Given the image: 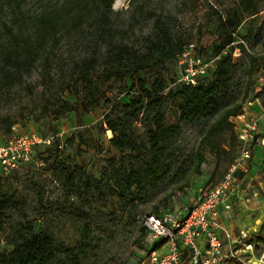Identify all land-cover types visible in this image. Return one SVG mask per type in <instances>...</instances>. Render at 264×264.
Returning <instances> with one entry per match:
<instances>
[{
  "label": "rangeland",
  "instance_id": "rangeland-1",
  "mask_svg": "<svg viewBox=\"0 0 264 264\" xmlns=\"http://www.w3.org/2000/svg\"><path fill=\"white\" fill-rule=\"evenodd\" d=\"M242 1L115 0L112 20L124 29L121 35L125 42L143 46L145 37L155 30L156 17L161 16L175 39L195 43L207 61L215 57L219 46L229 53L240 44L242 53L235 50V80L230 92L241 95L253 83L255 90L245 106L258 101L264 112L257 96L264 87V3L259 14L245 18L238 37L216 29V9L224 11ZM96 3L97 0H25L20 17L22 29L28 32L35 29L34 23L43 9L58 12L61 18L58 31L65 38L57 59L59 65L69 66L83 53L94 49L95 23L100 14ZM11 17L10 11L0 10V69L8 53L6 45L10 37L4 23L12 22ZM245 35L247 38H243ZM181 75L177 62H167L135 76L100 78L98 85L111 101L129 102L139 89L140 79L150 87L155 79L164 77L177 90L180 85L175 80ZM44 81L42 66L37 63L23 75L21 84L0 88L2 140L11 136L13 129L9 126L12 125L17 132L51 138L49 144L35 146L28 161L9 173L0 172V192H5L0 217V264H16L9 238L24 219L32 220L38 231L47 229L54 233L61 249L55 264H145L148 256L146 215L154 211L163 213L170 208L180 211L194 205L201 188L216 186L238 162L241 152L238 132L242 123L232 118L233 125L217 137V153L207 152L202 173H196V152L202 133L214 120L215 111L210 110L192 122H181L164 157L165 172L149 175L148 162L131 161L113 146V132L104 123L107 105L88 113L84 111L83 83L63 93L72 103V109L65 111L60 104L53 105L59 82L46 87ZM177 101L174 96L166 101L168 123L179 122ZM146 116H140L136 126L141 140L147 138ZM258 122L252 156L235 172V185L228 199L231 208L226 209L222 204L219 212L224 228L232 235L228 243H235L246 235L254 246L252 259L246 263L224 257L220 264H257L264 253V239L260 235L264 234V119L258 118ZM120 166H139L143 173L141 184L134 185L132 190L115 185L112 174ZM73 176L80 185L77 192L70 185ZM184 183L188 184L181 189Z\"/></svg>",
  "mask_w": 264,
  "mask_h": 264
},
{
  "label": "trees",
  "instance_id": "trees-1",
  "mask_svg": "<svg viewBox=\"0 0 264 264\" xmlns=\"http://www.w3.org/2000/svg\"><path fill=\"white\" fill-rule=\"evenodd\" d=\"M24 1L0 0V10H8L12 15V22L4 23L6 29L10 31V37L6 45L8 53L4 55L1 63L0 88H11L21 84L23 75L35 64L40 63L45 86L59 82L60 87L53 99V105L60 104L59 106L67 111L72 109V103L63 93L72 90L76 84L83 83L84 111L88 113L95 107L107 105L104 123L113 132L111 138L113 146L131 161L134 160L138 164L148 162L149 175L165 172L164 157L171 147L174 135L181 127V122H192L207 111L214 110V120L203 131L196 152L195 171L201 174L207 152L217 153L219 149L217 137L233 125L232 118L245 112V103L255 90L253 83H250L241 95L230 92L235 80L237 58L234 52L239 48L242 53L239 44L229 53H225L227 50L219 46L214 53L215 56H219L214 71L209 77H202L196 85L183 82L178 77L175 84L180 86L176 90L174 89L176 87L169 85L164 77L155 79L150 87L140 79L139 89L129 102L111 101L98 85L100 78L110 80L125 78L128 75L135 76L155 65L177 62L178 56L188 43L175 39L163 17L158 16L155 19V30L145 37L143 46L129 44L121 35L124 29L120 23L112 20V13H115L112 6L115 0H97V10L100 14L95 23L97 26L94 49L91 53H83L69 66L59 65L57 52L65 38V34L58 31L61 22L59 13L43 9L36 18L35 29L25 31L20 21ZM262 3L264 0H243L224 11L216 9V29L220 33L238 37V29L245 18L248 15L259 14L263 9ZM79 15L77 20L81 19ZM90 18L91 15L88 20ZM90 27L92 30L93 25ZM253 58L258 60L257 57ZM172 96L178 100L177 123L167 122L165 106L166 101ZM257 96L264 105V87ZM145 115H148L144 118L147 138L141 140L136 134V126L140 116ZM112 175L115 178V185L124 190H132L134 185L141 184L143 173L139 166L131 168L120 166L115 167ZM187 184L184 183L180 188L184 189ZM70 185L72 191H78L80 185L75 181V176L71 178ZM4 202L5 192H0V217L3 214ZM260 235L264 239V234ZM9 241L14 246L13 258L16 264H55L57 252L61 250L53 232L47 229L38 231L33 221L29 219L19 222L16 232L11 235ZM185 264H190L189 253Z\"/></svg>",
  "mask_w": 264,
  "mask_h": 264
},
{
  "label": "built area",
  "instance_id": "built-area-1",
  "mask_svg": "<svg viewBox=\"0 0 264 264\" xmlns=\"http://www.w3.org/2000/svg\"><path fill=\"white\" fill-rule=\"evenodd\" d=\"M238 54L241 50L238 48ZM236 51L234 56L236 57ZM219 56L210 61L204 53L198 52L195 43H189L178 56L181 69L179 80L196 85L202 77H209L216 67ZM12 134L7 140L0 138V172L9 173L22 162L28 161L35 146L49 144L50 137L38 133L17 132L11 126ZM259 122L246 119L238 132L241 152L238 162L216 186L199 190L198 201L177 211L174 208L163 213L149 212L144 221L148 256L145 264H185L188 253L190 264H220L224 257H232L243 262L251 261L254 246L247 236L229 244L232 235L224 228L220 217V206L231 208L228 201L235 179V172L242 163L252 156V147L257 140ZM0 173V174H1ZM229 244V250L226 247ZM243 254L249 257L245 259ZM259 257V256H258ZM264 264V253L260 255Z\"/></svg>",
  "mask_w": 264,
  "mask_h": 264
},
{
  "label": "crops",
  "instance_id": "crops-1",
  "mask_svg": "<svg viewBox=\"0 0 264 264\" xmlns=\"http://www.w3.org/2000/svg\"><path fill=\"white\" fill-rule=\"evenodd\" d=\"M260 104V102L255 101L252 102L250 106H245V112L241 115L235 116L234 120L243 123L246 119L249 118L257 120L258 118L264 119V112Z\"/></svg>",
  "mask_w": 264,
  "mask_h": 264
}]
</instances>
